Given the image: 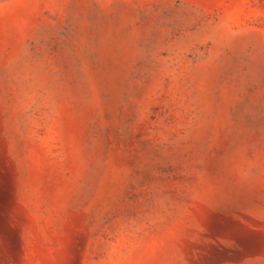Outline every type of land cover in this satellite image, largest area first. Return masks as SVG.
<instances>
[{
	"label": "rangeland",
	"instance_id": "obj_1",
	"mask_svg": "<svg viewBox=\"0 0 264 264\" xmlns=\"http://www.w3.org/2000/svg\"><path fill=\"white\" fill-rule=\"evenodd\" d=\"M0 264H264V0H0Z\"/></svg>",
	"mask_w": 264,
	"mask_h": 264
}]
</instances>
